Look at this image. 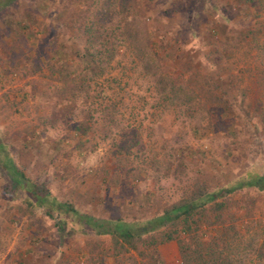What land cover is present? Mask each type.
I'll return each instance as SVG.
<instances>
[{
  "label": "rangeland",
  "instance_id": "374dc122",
  "mask_svg": "<svg viewBox=\"0 0 264 264\" xmlns=\"http://www.w3.org/2000/svg\"><path fill=\"white\" fill-rule=\"evenodd\" d=\"M244 3L0 0L6 151L44 193L97 217L143 220L197 183L213 189L262 173L264 0ZM83 23L103 35L90 41ZM56 47L67 65L90 48L96 57L85 60L94 67L64 83L53 68ZM232 97L240 109L230 108ZM103 109L105 118L90 125ZM227 199L222 217L201 215L197 236L178 231L129 249L72 219L60 231V216H48L0 167V264H179L183 241L214 250L209 264L220 251L224 264H264V191Z\"/></svg>",
  "mask_w": 264,
  "mask_h": 264
},
{
  "label": "trees",
  "instance_id": "16d2710c",
  "mask_svg": "<svg viewBox=\"0 0 264 264\" xmlns=\"http://www.w3.org/2000/svg\"><path fill=\"white\" fill-rule=\"evenodd\" d=\"M14 1L15 0H7V4ZM248 2L256 4V0H245V3ZM81 28L87 36H91L90 41L92 39L96 41L103 35L101 29L95 24L88 25L83 23ZM116 52L117 48L112 49V53H110L114 55ZM52 54L54 60L53 68L59 72L60 80L70 85L77 82L78 79H81L82 74L86 72V70L94 67L91 61L87 63L88 60L85 59H89L91 56L96 57V54L92 53L90 48L87 47L86 50L80 52L77 60L67 65L62 62L61 53L57 47ZM99 55H104V52L99 53ZM82 63H85V66L82 65ZM97 66L101 67L102 65ZM104 93H106V91H104ZM238 100L240 99L237 98L235 100L232 97V100L228 101L230 108L238 106ZM230 111L233 110L230 109ZM103 112L104 109L96 119L94 117L95 120L90 125L101 122L105 118ZM6 150L0 138V167L10 176L14 187L23 188L29 194L30 198L38 205L44 207L48 216L51 218L60 216L56 222L60 231L64 230L66 227L65 219H72L81 225L83 232L96 235L109 234L112 236L116 246H127L129 249H139L140 243H148L147 246L152 247L157 241L162 243L173 240L176 238V233L178 231L187 235L193 234L197 236L196 232L202 227L201 222L203 217L201 215L221 212L218 217H222L228 203L227 198L232 193L245 188L254 187L264 191V171L262 173L247 172L213 189L197 183L195 189L186 197L164 208L162 212L143 220L138 218L127 219L122 216L97 217L95 215L79 212L71 203L58 201L56 197L51 196L49 192L44 193L43 190L38 188L39 186H37V184H33L30 178L18 168L15 157ZM221 222V220L216 222L217 226L213 228L220 230L221 227H218V224ZM210 224L213 223L210 221ZM154 232H159V240L153 237V235H151L149 239L145 237ZM194 243L199 244V246L207 244L206 241L200 238H195ZM213 243H216V245L220 247L219 241ZM193 248V244L187 241L182 242V259L179 264H209L210 262L207 256H210V254L216 255L214 250L212 253H209L206 251L204 252L202 250L203 247H200L201 249ZM222 253L223 252L220 251V258L213 259L211 264H224Z\"/></svg>",
  "mask_w": 264,
  "mask_h": 264
}]
</instances>
